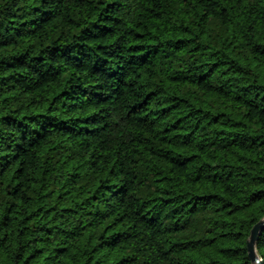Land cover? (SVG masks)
<instances>
[{
	"label": "trees",
	"instance_id": "1",
	"mask_svg": "<svg viewBox=\"0 0 264 264\" xmlns=\"http://www.w3.org/2000/svg\"><path fill=\"white\" fill-rule=\"evenodd\" d=\"M262 217L264 0H0V264H253Z\"/></svg>",
	"mask_w": 264,
	"mask_h": 264
},
{
	"label": "water",
	"instance_id": "2",
	"mask_svg": "<svg viewBox=\"0 0 264 264\" xmlns=\"http://www.w3.org/2000/svg\"><path fill=\"white\" fill-rule=\"evenodd\" d=\"M263 228H264V217H262L258 222H256L252 226L249 237L247 239L248 256L253 264H263L261 257L257 254L256 243L254 245L251 244L253 240V233Z\"/></svg>",
	"mask_w": 264,
	"mask_h": 264
},
{
	"label": "snow or ice",
	"instance_id": "3",
	"mask_svg": "<svg viewBox=\"0 0 264 264\" xmlns=\"http://www.w3.org/2000/svg\"><path fill=\"white\" fill-rule=\"evenodd\" d=\"M256 242L264 243V229H260L253 233V240L251 242L254 245Z\"/></svg>",
	"mask_w": 264,
	"mask_h": 264
}]
</instances>
